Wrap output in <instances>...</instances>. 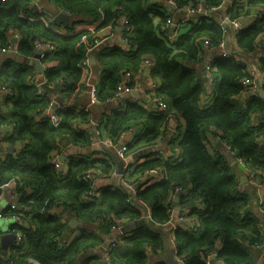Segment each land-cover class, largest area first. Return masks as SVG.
Listing matches in <instances>:
<instances>
[{
    "label": "clouds",
    "instance_id": "9594fccd",
    "mask_svg": "<svg viewBox=\"0 0 264 264\" xmlns=\"http://www.w3.org/2000/svg\"><path fill=\"white\" fill-rule=\"evenodd\" d=\"M215 2L216 7H212L208 0L183 6L182 0H147V3H140V7H147L149 3L165 8L168 4L172 5L167 23L156 32H149L138 21L136 5L121 4L117 0H82L68 7V26L61 25L57 31H76L81 27L89 28V31L80 41L72 44L74 50L83 51L85 58L80 65L85 68V76L76 90L68 95L66 104L75 106L76 111L87 109L89 115L82 120H73L70 134L49 136L45 144H39L25 135L26 143L17 144L13 158L16 159L18 167H23V161L29 157L19 156L21 148L31 146L35 151L46 152L51 147V158L56 161L54 179L57 182H63L66 172L64 165L69 161L76 162L83 157L90 164L95 156L103 157L104 164L91 165L80 170L76 182L84 180L88 189L83 195L78 194L74 202L62 209L63 215L59 217L55 229L57 236L50 241L49 246L61 245L60 251H63L62 245L71 242L80 230H71L67 226L69 216L76 215L73 209L78 208L80 200L103 199L96 190L105 185L116 189L119 196V199L109 201L112 214L90 209L83 216L80 227L94 226L97 235L103 237L105 246H111L114 251H118L127 246V242L120 239V228L130 221H136L137 225L144 221L160 231L159 247L167 248L171 244L175 248L171 232L178 226L193 235H199L205 227L200 216L185 215L189 208L195 205L198 213H204L206 206L219 209L221 197L214 187L215 178L203 164L209 154L212 159L217 156L224 158L225 165L231 167L237 177H240L237 158L232 154V149L228 148L227 141H222L221 137H237L238 142L232 147L242 151L248 141L240 137L246 131L264 148V131H256L261 116H264V106L253 115H248L249 98L259 86L257 82L264 84V3L251 6L249 0ZM114 3L116 9L113 11ZM36 7H40V4L36 3ZM44 7L50 10L45 19L46 25L51 24L53 17L59 12L65 11L63 4L49 3ZM24 8L32 9L33 4H23L21 15ZM201 11L213 19L214 31L198 33L195 36L191 33L180 36L178 29L189 20L200 26L197 17ZM80 19H83L84 24L75 23ZM154 20L157 25L161 24L158 18ZM105 22L106 26L101 32L95 31L97 25ZM118 28L123 31H118ZM161 32L165 35L160 41V48L152 50V55L142 56L141 63L137 66L134 59L136 53L132 48L137 51L146 48L149 37L158 38ZM176 44L181 45L176 51L184 58L180 66L191 73L180 83H177L175 74L168 71L169 65L175 64L176 59L175 53L172 56L167 53ZM113 45L119 47L112 48ZM110 48L112 54L104 59V53ZM89 56L94 58V63H88ZM221 60L226 62V67L212 66ZM103 65H107L112 71L120 69L119 83L116 91L108 94L107 99H104V93L99 99H94L89 91L88 76L91 75L92 92H100L103 87ZM122 65L125 67L121 68ZM73 80L69 76L58 80L55 85L56 95L59 96L60 90L67 88ZM233 82L242 87L231 89L229 85ZM47 112H51L50 106L42 114ZM210 113H215V117L206 121L204 118ZM59 119L61 118L52 116L51 125H57ZM38 120L39 117H35V121ZM232 121H241L242 127L229 129L228 124ZM81 132L82 138L77 142V133ZM9 133L15 135V127L9 128L6 125L4 135ZM168 141L175 143L170 146ZM4 148L6 151L7 144ZM148 153L159 155L160 163L132 175L139 158ZM169 162L175 163L178 168L181 162L189 167L173 171L168 166ZM31 163L39 168L47 160L36 158ZM243 171L250 170L245 168ZM162 179L168 183L163 188L154 189L146 197L147 203L141 200L136 185L141 181L151 183ZM261 181H264V176ZM261 181L253 178L254 194L245 206L238 209V215L234 216L238 220L246 210L255 209L259 216V223L256 225L258 231L249 229L247 238H242L243 230L237 233L227 225H222L210 237V243L204 249L209 254L210 264H264V212H261L264 187L261 186ZM37 183L39 188L29 187L25 176L0 169V207L7 205L10 198L18 196L20 191L39 195L44 190V182L38 180ZM197 188L200 191H197L195 199H191L190 190ZM257 188L260 189L259 193L256 192ZM201 192L207 195L206 200L200 198ZM173 198H183L185 202L179 210L169 208L167 215L171 218L163 224L143 213L140 216L115 215L125 206L129 210H143L154 202L166 201L171 204ZM45 208L44 204L39 208L35 203L13 204L10 215L23 228L16 230L14 249L9 248L6 252L0 249V254L6 257L0 259V264H8V260L12 264H48L49 260L60 259L59 256L45 255L43 250L33 251L29 245L30 240L34 241L42 233L49 231L47 226L29 219L32 212L37 210L46 215ZM221 214L232 215L222 210ZM109 235L113 237L111 242L108 240ZM225 238L244 250L243 257L235 260L217 258L216 250L221 247ZM89 251L90 249L85 248L76 252L74 258L65 257L67 264H73V259L75 264H80ZM28 252H32L34 258L22 259V255Z\"/></svg>",
    "mask_w": 264,
    "mask_h": 264
},
{
    "label": "trees",
    "instance_id": "16d2710c",
    "mask_svg": "<svg viewBox=\"0 0 264 264\" xmlns=\"http://www.w3.org/2000/svg\"><path fill=\"white\" fill-rule=\"evenodd\" d=\"M36 2V0H35ZM48 4H63L65 11L67 12L68 7L76 3L82 2V0H47ZM121 4L136 5V12L138 21L149 30V32L158 31L164 23H167L168 13L167 11L161 10L159 7H153L148 4L147 7H140V3H147V0H117ZM212 7H216L215 0H208ZM26 3H32L33 8H24L23 12L32 17H37L39 14L34 0H0V48L4 49L8 47V33L10 30L16 31L20 35V41L18 44V51L14 56L7 57L0 65V80L2 86L13 91L12 95L7 97L1 95L0 100V127L4 125L9 128L15 127V135L9 133L4 135L2 138L6 141L5 144L26 143L24 140L25 135H28L33 141L39 144H45L49 136L57 137L62 134H70V124L73 120H82L84 117L89 115V112L85 109L76 111L74 107L67 109H60L61 121L57 126L51 125L49 121L39 120L35 121V117L42 113V111L49 105L51 97L49 94L38 93V88L30 83V77L34 74V69L31 65L24 62V59L32 57L35 53L34 46L37 41H51L56 43L58 48L49 54H46V61H57V65H49L44 73V77L48 83L61 80L64 76L74 78L73 83H70L67 88H63L62 91L69 95L71 92L76 90L79 86V82L82 79V68L79 66L81 60H83V51H76L72 48L73 42L80 41L83 34H87V30H82L74 34H61L56 30L52 29L53 25L59 28L61 25L68 26V24L55 23L54 21L47 26L44 22L38 19H30L29 17L22 16L21 6ZM198 0H182V6L186 4H196ZM264 3V0H249L251 6ZM116 9V4L112 6V10ZM154 18H158L161 21L160 25H157ZM199 25L191 24V27L187 28V25L182 30L180 36H186L191 33L195 36L198 33L212 32L214 31V21L209 16H202L198 18ZM75 23H84L83 19L76 21ZM106 26L105 23L99 24L95 31ZM251 27V26H249ZM71 31V30H70ZM164 38V33L161 32L160 37H149L148 45L146 48L137 51L136 48H132V51L136 53L134 59L137 66L141 63V57L144 55H152V50L160 48V41ZM181 45L176 44L167 55L172 56L175 53V64H170L168 71L175 74L177 83L185 80L191 73L186 71L180 66L183 61V56H180L176 51ZM112 48H118L112 47ZM112 54V49H107L104 53V59H107ZM50 62V63H51ZM214 67L224 68L226 62L221 60L219 63H214ZM125 66L122 65L121 68ZM120 69L112 71L107 65H103V77L102 89L96 93L99 99L101 94L104 93V99H107L108 94H112L116 91V87L119 82ZM233 90L238 87H242L236 82L229 85ZM163 94V93H162ZM4 106L8 108V112L3 113ZM264 106V97L259 94H254L249 98V112L251 116L254 112L260 111L261 107ZM2 111V112H1ZM32 118L31 120L29 118ZM215 117V113H210L204 119L212 120ZM13 122H16L15 124ZM242 127L241 121L229 122L228 128L233 129ZM257 132L264 131V116L260 118V124L256 129ZM83 133H77V142L82 138ZM226 140L231 146L237 144L238 138L235 136L221 137ZM240 139L247 140L248 142L243 147L242 151H237L238 155L243 158L247 168L252 169L258 173L264 175V148H262L258 140L251 136L249 132H242ZM175 141H171L173 145ZM179 146L178 144L176 145ZM237 150V148H234ZM7 151V150H6ZM4 146L2 147V153H0V169L6 172H17L25 176L28 181L29 187L39 188L38 180L44 182V190L40 191L39 195L34 192L25 194L24 191L22 197H19V204L35 203L37 208L41 204L46 205L45 214H42L39 210L33 211L29 217L33 222H40L47 226L49 231L42 233L34 241L30 240L29 245L33 251L43 250L47 256L56 257L60 259L49 260L48 264H67L65 257L74 258L76 252L81 249H90L86 257L80 262V264H97L99 258L94 254V249L98 248L104 243L102 236H98L95 229L82 228L81 233L76 235L71 242L62 245L63 251H60L61 245L49 246L50 241L57 236L56 225L59 220L57 214L49 211L53 206L63 205L68 206L70 202H74L77 195H82L88 189V185L84 180H79L77 183V177L80 174V170L91 165H102L104 164V158H92L89 164L86 158H81L76 162L69 161L68 168L65 172L63 182H57L54 179L55 166L50 161V156L53 151L51 147L47 148L46 152H38L33 150L31 146H26L20 149L19 156L29 157V159L23 161V167H18L17 161L13 158V154H7ZM147 160L140 163L136 169V173L141 170H146L149 167H156L160 163V157H150L146 155ZM40 159L41 161L47 160V163H41L39 168L32 165V159ZM6 161V162H5ZM206 170L215 178V189L217 194L220 195L221 199L219 202V209L216 207H205L204 213H198L195 205L192 206L190 215L200 216L202 223L205 225L204 229L199 235H193L188 233L182 228H177L173 232V237L177 241L178 253L180 256L186 258V264H208L206 261L207 252L204 251L210 243V237L214 233L220 230L222 225H227L234 232L239 233L243 230L244 235L242 238H247V232L249 229L252 231H258L256 225L259 223V216L253 209L245 211L243 216L239 219H234V216L238 215V209L245 206L249 200V194L240 191L239 181L233 169L228 167L224 163V158L217 156L215 159L209 158L203 161ZM170 169L173 171L184 170L189 165L178 166L175 163L169 162ZM168 183L167 180L162 179L158 182L148 183L142 182L139 189L138 195L141 200L147 203L146 197L154 190L163 188ZM197 191L199 188L190 190L191 199L196 198ZM101 200H94L91 202H84L80 200L78 208H74L73 211L76 213L78 219H82L83 216L89 212L90 209H98L101 211H107L112 214V208L109 201L119 199L118 192L116 189L106 186L101 189ZM202 200L207 199V195L203 192L200 194ZM182 202H185L181 198ZM174 198L171 204L165 202L152 203L148 207L150 209L151 217L158 223L163 224L167 219L171 217L167 215L169 208L174 209ZM264 208V204H262ZM144 210V209H143ZM141 208H134L129 210L127 206L121 208L115 213L118 217H124L126 215L140 216L143 211ZM224 213H232V215H223ZM13 207L4 210L2 214L9 215L12 213ZM27 215V213H26ZM11 220V219H9ZM11 231L14 233L16 229H22L23 226L18 222H11L9 224ZM68 226V225H67ZM110 226V225H109ZM63 231V229H61ZM161 240V233L156 228L146 223L136 227L132 235L127 236L125 241L127 242V248L125 250L119 249L118 251H112L111 263L112 264H146L148 261L147 250L148 248L164 250L159 247ZM16 246L11 245L10 248ZM0 249L1 242H0ZM3 250V249H2ZM6 252L7 250H3ZM115 252V254H114ZM244 255V250L235 246L231 240L225 238L221 247L217 250L218 258H231L233 260L241 258ZM33 257L32 252H28L22 255V259L28 260ZM12 263V261H11ZM73 264L75 261L73 259ZM154 264H169L167 260H158Z\"/></svg>",
    "mask_w": 264,
    "mask_h": 264
},
{
    "label": "crops",
    "instance_id": "0c3cea01",
    "mask_svg": "<svg viewBox=\"0 0 264 264\" xmlns=\"http://www.w3.org/2000/svg\"><path fill=\"white\" fill-rule=\"evenodd\" d=\"M36 3L40 4V7H37V11H38V10H41V9H47V8L44 7L45 4H48L47 0H36V2L34 3V5H36ZM149 5H150V6H153V7H154V6H155V7L157 6L156 4H152V3H149ZM157 7H159L161 10H163V11H167V12H169V11L172 9V8L170 7L169 4H168V6H167L166 8H165V7H162V6H157ZM48 10H49V9H48ZM79 24H83V23H79ZM65 25H66V24H65ZM97 26H98V25H97ZM97 26H96V27H97ZM117 30H118V31H121L120 28H118ZM15 33H16V31L10 30L9 33H8V35H9V37H8V40H9V41H8V43H9L8 48H7V47L4 48V49L0 48V49H1V52L4 53V54H6V57H5V58H1V57H0V65L3 63V61H4L7 57L14 56V55L17 53V51H18V44H19L20 39H19V41L17 42V39L14 37V34H15ZM12 36H13V37H12ZM13 39H14V42H12ZM112 39H115V37H112ZM116 46L119 47V45H113L112 47H116ZM53 62H54L53 65H57V64H58L57 61H53ZM91 63H92V61H91ZM34 72H35V71H34ZM36 77H37L39 80H43L44 74H43L42 76L37 75ZM58 80H59V79H58ZM56 82H57V81H55V82H51V83L48 84V85H45V84H44L43 88H44V89H47L48 92H51V97H52V98L55 97V98L61 100V102L66 103V100L68 99V95H66V94L62 91L63 88L60 90V91H61V94H60L59 96L56 95V92H57V89H56V87H55ZM258 83H259V82H258ZM1 87H2V82H1V80H0V97H1V95L3 96V90L1 89ZM257 88H258V87H257ZM258 91H259V89H258ZM253 95H254V93H253L251 96H253ZM69 106L75 108V106H73V105H69ZM75 109H76V108H75ZM83 109H84V108H83ZM83 109H80V110H83ZM87 111H88V110H87ZM1 112H2V111H1ZM6 112H8V108H7L6 106H4L3 113H6ZM5 126H6V125H4L3 127H0V152H2V147L5 145V143H2V139H1V138L4 136V128H5ZM7 126H8V124H7ZM8 127H9V126H8ZM221 140H222V141H225V140L222 139V138H221ZM19 143H21V142H19ZM168 143H169L170 146H172L171 141H168ZM17 144H18V143H17ZM17 144H16V145H13V144H9V143H8V144H7V151H6V153H7V154H13V153H15V152H16V148H17ZM11 147H12V148H11ZM225 150H226V149H225ZM232 154H233V153H232ZM146 155H149L150 157H154V156L160 157L159 155H156V154H153V153H148V154L142 155V156L139 158V163L137 164L136 168L138 167V165H139L140 163H142L143 161L149 159V158L146 157ZM93 158H97V157L94 156ZM68 163H69V162H68ZM68 163H66V164L64 165L66 170H67V168H68ZM237 168L240 169V177H237V179H238V181H239V189H240V191L249 194V197H250V199H251V197H252L253 194H254V193H253V182L250 181V179L246 177V172L243 171V169L247 168L246 165H245V162H244V161L242 162V161H240V160H237ZM236 176H237V175H236ZM140 183H142V181H141ZM140 183L137 185V188L140 187V185H141ZM104 187H106V186H105V185H101V186L99 187V189L101 190V189L104 188ZM256 192L259 193L260 190L257 188V189H256ZM257 198L259 199V195L257 196ZM174 202H175V203H174V210H176V209H175L176 206H181V205L184 204V202L181 201V198H178V201H175V198H174ZM17 203L19 204V197H18V196L14 197V198H10V202H9L7 205H5V206H3V207H0V208H1V212H3L4 210H7L8 208L13 207V204H17ZM63 208H64L63 205H60L59 207L53 208V209H52V213L57 214V216L60 217L61 215H63V211H62ZM148 209H149V207L144 208V210L142 211V213L147 215V213L150 212V209H149V210H148ZM191 209H192V207L189 208L187 212H190ZM58 210H61V211H58ZM253 210L256 212L255 209H253ZM261 212H264V208H263L262 205H261ZM73 218H76V219L78 220V223H77L76 226H72V225H71V221L73 220ZM5 221H7V223H5ZM81 221H82V219H78L76 215H74V216H69V218H68V220H67V225H68V228H69V229H71V230H75V229H77V228L80 229L79 231H77L76 235H79V234L81 233V230H82V227H80ZM11 222H13V221H12V220H7V219H3L2 217H0V242H1V236H2L4 233L12 232L11 229H10V226H9V224H10ZM144 223H145L144 221H140V222H139V225H137L136 221H130L128 224L123 225V227H122V231L126 233V237H127V236H130V235H132V233H133V231L136 229V227H138V226H140V225H142V224H144ZM85 229H86V228H85ZM87 229H88V228H87ZM89 229H95V228H94V226H90ZM173 231H174V230H173ZM76 235H75V236H76ZM171 236L173 237V234H172V233H171ZM173 239H174V237H173ZM108 240L111 242V235L108 236ZM174 240H175V239H174ZM124 241H125V239H124ZM172 243H174L173 240H172ZM175 244H176V243H175ZM1 247H2V246H1ZM168 247H170V249L172 250V252H173V254H174V258L180 262V260L178 259V256H180V254L178 253V246L176 245V247L173 248V247L171 246V244H170ZM168 247H167V248H164V250H160V249H157V248L152 249L151 247L148 248V250H147L148 261H147L146 264H154V263H155L156 261H158V260H167L166 258H167ZM106 248H107V246H105V243H103V244L100 245L98 248H95V249L93 250V251H94V254L98 256L99 260H100V259H104L103 257H104V252H105ZM126 248H127V246L124 247V248H120V249L123 251V250H125ZM2 249H3V248H2ZM8 249H9V248H8ZM8 249H7V250H8ZM3 250H4V249H3ZM217 250H218V249H217ZM217 250H216V256H217ZM115 252H116V251H115ZM115 252H114V254H115ZM160 253H163V255L161 256ZM111 254H112V252H111ZM217 258H218V257H217ZM180 263H181V262H180ZM97 264H103V263H102L101 261H98Z\"/></svg>",
    "mask_w": 264,
    "mask_h": 264
},
{
    "label": "built area",
    "instance_id": "2783aa9c",
    "mask_svg": "<svg viewBox=\"0 0 264 264\" xmlns=\"http://www.w3.org/2000/svg\"><path fill=\"white\" fill-rule=\"evenodd\" d=\"M174 2H175V0H174ZM198 2H199V0H198ZM170 5V7L172 8V5L171 4H169ZM49 11L50 10H48V9H41V10H38V15H37V17H30V16H28L30 19H38V20H41L42 22H44L45 23V19L47 18V16H48V14H49ZM65 13H67V12H65ZM22 16H24V17H26L27 15L23 12V15ZM202 16H208L204 11H201V13H200V16L199 17H197V19L198 18H200V17H202ZM52 21H54V17H53V19H52ZM189 21H191V20H189ZM189 21L185 24V25H183L180 29H178V31H179V35H181V33H182V30L185 28V26L187 25V28L188 27H191V24H189ZM84 24V23H83ZM47 26H49V24L47 25ZM249 27V26H248ZM82 30H87V31H89V28H86V27H81V28H79L78 30H76V31H67V32H60L59 31V33H61V34H74V33H76V32H79V31H82ZM103 30V28L102 29H100L99 31H97V32H101ZM121 31H123V29H121ZM86 35V33L85 34H83L81 37H83V36H85ZM165 35V34H164ZM13 37V36H12ZM14 37L17 39V42L19 41V39H20V35H19V33L18 32H16L15 34H14ZM8 48V47H7ZM58 47H57V44L56 43H54V42H51V41H37L36 43H35V46H34V50H35V53H37V52H39L40 53V57H41V61H42V63L46 66V69L49 67V65L51 64L50 62L51 61H46L45 60V57H46V54H49V53H51V52H54L56 49H57ZM34 53V54H35ZM84 58L85 57H83V60H84ZM83 60H81V61H83ZM87 60H88V63L89 64H92L91 63V56H89V57H87ZM79 66L82 68V79L81 80H83V78H84V76H85V68L84 67H82L81 65H80V63H79ZM213 66V65H212ZM214 67V66H213ZM37 74L34 72V74L30 77V83L31 84H33L34 86H36L37 88H38V93H45V94H49L50 95V97H51V92H48L47 91V89H44L43 88V86H44V84L45 85H48V84H50V83H48L47 81H46V79H45V77H43V80H39L37 77ZM119 83V82H118ZM258 83V82H257ZM88 84H89V91L92 93V96H93V98L94 99H98L97 98V96H96V93L97 92H92V79H91V75H89L88 76ZM259 84V83H258ZM118 86V85H117ZM263 88H264V86H263ZM1 89L3 90V96H5V97H7L8 95H12L13 94V91L12 90H10V89H8V88H5V87H1ZM258 89V88H257ZM0 100H1V97H0ZM49 106L51 107V112H47V114H42V113H45L46 112V110L49 108ZM67 108H71V106H69V105H67L66 103H63V102H61V100H59V99H57V98H55L54 100L52 99V97H51V100H50V103H49V105L42 111V113H40L39 115H37V117H40V120H46V121H49L50 122V120H51V117L52 116H57V117H60L61 118V115H60V113H59V110L60 109H67ZM81 109H83V108H81ZM86 111H87V109H85ZM60 121H61V119H59L58 120V123H57V125L60 123ZM57 125H55V126H57ZM2 139V143H6V141L5 140H3V138H1ZM228 144V148H231L232 149V153L236 156V158H237V160H240V161H242L243 162V158L241 157V156H239L238 155V153H237V150L236 149H234L229 143H227ZM0 153H2V152H0ZM97 158H100V157H97ZM50 161H51V163L52 164H54V166L56 167V161L54 160V159H52L51 158V156H50ZM137 169V168H136ZM136 169L133 171V173H132V175H135L136 174ZM247 169H249V168H247ZM250 171L249 172H246V177L247 178H249L250 179V181H252L253 182V178H255V180H257V181H261V177L262 176H264L263 174H261V173H258V172H256V171H254V170H252V169H249ZM126 175H127V173H125ZM82 180V179H81ZM142 182H145V181H142ZM147 182V181H146ZM153 182H158V181H152L151 183H153ZM141 184V183H140ZM261 186L262 187H264V181H261ZM136 187H137V185H136ZM139 189V187L137 188V190ZM259 189V188H258ZM260 190V189H259ZM97 193H99V195H101V190L99 189V188H97ZM29 193V192H28ZM83 195V194H82ZM94 200H97V199H90V200H82V201H84V202H91V201H94ZM56 207H59V206H53L49 211H51L52 212V209L53 208H56ZM46 210V209H45ZM149 210V209H148ZM147 215H150L151 216V214H150V212L149 213H147ZM185 215L186 216H188V217H191L192 215H190L189 214V212H187V213H185ZM0 217H2L3 219H7V220H9V219H11L13 222H18L15 218H13V216L12 215H6V214H2V212H0ZM19 223V222H18ZM20 224V223H19ZM23 226V225H22ZM177 228H180L179 226L177 227ZM176 228V229H177ZM175 229V230H176ZM16 230H20V229H16ZM16 230L14 231V234L16 235ZM174 230V231H175ZM184 230H186L187 231V229H184ZM174 231H172L171 233L173 234V232ZM120 233H121V237H120V239L122 240V241H124V239L126 238V233L125 232H123L122 231V227L120 228ZM113 240V237L111 236V241ZM173 241H174V243H176V245H177V241L176 240H174L173 239ZM14 246H16L15 245V243H14ZM113 251V248L111 247V246H107V248H106V250H105V252H104V259H100L99 261H101V260H104L105 262L103 263V264H112L111 263V252ZM31 258H34V257H31ZM0 259H6V257H4L2 254H0ZM178 259L180 260V262H181V264H186L185 263V261H186V258H184L183 256H178ZM206 259V261L208 262V264H210V257H209V254H207V257L205 258ZM29 260V259H28ZM8 264H12L11 263V260H8Z\"/></svg>",
    "mask_w": 264,
    "mask_h": 264
},
{
    "label": "water",
    "instance_id": "95a60500",
    "mask_svg": "<svg viewBox=\"0 0 264 264\" xmlns=\"http://www.w3.org/2000/svg\"><path fill=\"white\" fill-rule=\"evenodd\" d=\"M66 16H67V13H65L63 11L59 12L57 14V16L54 17V22L60 23V24H68ZM68 20H71V18L68 17ZM12 42H14V39L12 40ZM0 57L1 58L6 57V54L2 53L1 50H0ZM91 61H92V63H94L93 57H91ZM24 62L31 65L37 75L42 76L46 72V66L42 63L39 52L35 53L32 57H28V58L24 59ZM259 95L261 97H264V88L263 87L259 88ZM22 196H23V193L18 194V197H22ZM175 201H178V198H175ZM179 207L180 206H176L175 209L179 210ZM0 212H1V208H0ZM77 223H78V220L76 218H73V220L71 221V225L76 226ZM15 239H16V237H15V234L13 232L4 233L1 236L2 248L4 250H7L8 248H10L11 245L14 244ZM166 259L169 262V264H181L178 260H176L174 258V254H173L172 250L170 249V247H168ZM101 262L104 263L105 261L101 260Z\"/></svg>",
    "mask_w": 264,
    "mask_h": 264
},
{
    "label": "rangeland",
    "instance_id": "374dc122",
    "mask_svg": "<svg viewBox=\"0 0 264 264\" xmlns=\"http://www.w3.org/2000/svg\"><path fill=\"white\" fill-rule=\"evenodd\" d=\"M26 17H28V15H27ZM52 29H54V30L57 31L58 28H57V27H55V28L53 27ZM57 32H59V31H57ZM53 63H54V62L52 61L50 65H53ZM258 85H259V86H258V89H259L260 87H263V86H264V84H260V83H259ZM258 89H256V91L254 92L255 95H256V94H259ZM123 248H124V247H123Z\"/></svg>",
    "mask_w": 264,
    "mask_h": 264
}]
</instances>
